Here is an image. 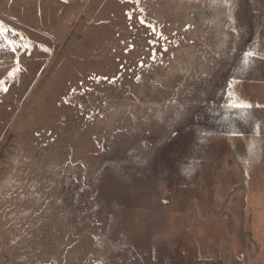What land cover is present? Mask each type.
I'll use <instances>...</instances> for the list:
<instances>
[{"label":"rangeland","instance_id":"374dc122","mask_svg":"<svg viewBox=\"0 0 264 264\" xmlns=\"http://www.w3.org/2000/svg\"><path fill=\"white\" fill-rule=\"evenodd\" d=\"M235 1L0 0V264H264V81L192 183L123 169L230 68Z\"/></svg>","mask_w":264,"mask_h":264},{"label":"flooded vegetation","instance_id":"af4514ba","mask_svg":"<svg viewBox=\"0 0 264 264\" xmlns=\"http://www.w3.org/2000/svg\"><path fill=\"white\" fill-rule=\"evenodd\" d=\"M257 4L256 0L235 1L237 15L240 16L238 22L243 23L245 30L240 32H244V37L230 68L214 81L207 98L195 103L192 113L188 112L158 142L142 167L137 168L139 164L132 163L129 164L133 167H123L127 173L169 185L192 183L189 175L193 164L206 161L217 142L220 144L227 136L243 131L252 134L254 110L231 106L237 103L231 85L237 83L242 92V83L264 81V56L259 53L261 43L258 34L262 18L256 10ZM249 52L254 55L248 56Z\"/></svg>","mask_w":264,"mask_h":264},{"label":"snow or ice","instance_id":"6c2138e0","mask_svg":"<svg viewBox=\"0 0 264 264\" xmlns=\"http://www.w3.org/2000/svg\"><path fill=\"white\" fill-rule=\"evenodd\" d=\"M247 55L248 56H253L254 53L249 52ZM13 75H14V73H9V76H13ZM4 90L6 91V89H4ZM231 106L232 107H239V108H249V107H251L250 105H247V104H244V103H234Z\"/></svg>","mask_w":264,"mask_h":264}]
</instances>
